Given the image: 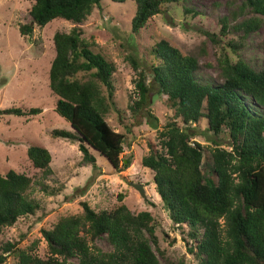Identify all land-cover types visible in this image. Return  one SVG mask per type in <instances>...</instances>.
Instances as JSON below:
<instances>
[{
	"label": "trees",
	"instance_id": "1",
	"mask_svg": "<svg viewBox=\"0 0 264 264\" xmlns=\"http://www.w3.org/2000/svg\"><path fill=\"white\" fill-rule=\"evenodd\" d=\"M30 1L28 21L19 27L22 35H30L34 25L44 27L55 19L75 24L68 32L54 33L55 56L48 71L54 111L72 131L53 129L49 134L77 142L81 163L92 165L95 171L90 147L115 170L123 161L122 166L128 165L127 156L120 159L126 135L114 131L106 121L111 109L120 112L113 101L115 66L94 51L78 24L106 1L134 5L130 22L134 36L150 18L164 14L168 4L181 5L185 13L195 11L186 7V0ZM227 8L218 24L228 50L222 47L219 54L213 52L217 69L213 79L203 82L195 76L203 65L213 66L206 56L201 64L200 55L184 53L160 38L149 51L147 68L127 55L132 68L139 70L135 81L138 99L129 109L137 116L145 108L144 116L154 127L151 94L160 96L173 110L157 130L156 144L149 143L141 165L152 171L154 189L196 264H264V65L256 68L240 57L248 36L264 26V0H233ZM206 34L213 42L215 35ZM258 44L264 48V37ZM230 53L236 55L235 60ZM247 99L258 109H251ZM4 112L31 117L41 110L10 107ZM203 119L205 131L214 136L225 133L229 146L227 150L210 139L212 162L206 173L201 169L203 146L194 140L201 135L196 124ZM26 156L35 169L49 171L51 154L44 146L30 143ZM35 182L13 169L0 173V232L41 209L28 196ZM42 189L47 192L46 187ZM80 204L79 215L61 216L51 228L41 229L49 250L47 258L6 242L0 264L8 255L17 264H163L156 253L166 264H173L158 246L152 212H134L125 204L96 211L86 201ZM100 238L111 246L109 250L89 244Z\"/></svg>",
	"mask_w": 264,
	"mask_h": 264
},
{
	"label": "rangeland",
	"instance_id": "2",
	"mask_svg": "<svg viewBox=\"0 0 264 264\" xmlns=\"http://www.w3.org/2000/svg\"><path fill=\"white\" fill-rule=\"evenodd\" d=\"M231 1L186 0V7L195 14L185 13L181 5L168 4L164 14L150 18L135 36L130 29L134 5L129 1L123 4L106 1L78 24L82 37L94 51L115 66L113 101L120 112L111 109L106 121L114 131L126 135L120 159L127 156L130 161L126 166H122L126 161L121 162V168L115 170L105 156L90 147L98 169L95 171L92 165L81 163L77 142L52 138L49 134L53 129L72 131L69 123L54 111L55 96L49 89L48 71L55 56L54 33L68 32L75 24L55 19L44 27L34 25L30 35H22L19 27L28 21L32 1L0 0V173L13 169L32 177L36 182L28 196L41 207L35 215L21 217L13 226L1 230L0 252L4 243L14 242L42 259L47 258L49 250L41 229L51 228L61 216L79 215L80 203L86 201L96 211H110L125 204L134 212H152L158 246L166 258L173 264H196L186 250L180 230L173 226L154 189L152 171L141 165L142 156L149 152V143L156 144L157 130L173 110L160 96L151 94L149 109L156 117L155 127L145 118V108L137 116L131 115L129 106L138 99L135 81L139 70L132 68L127 55H132L142 68H147L151 47L164 37L180 51L200 55L201 64L205 62L204 56L212 61L213 66L203 65L195 72L201 81H211L217 73L213 52L219 54L222 47L228 50L220 34L218 19L227 15V4ZM206 33L215 35L213 42ZM263 37L264 26L251 33L240 50V57L256 68L264 65V48L258 44ZM229 56L236 59L232 53ZM147 80H150L149 76ZM245 103L251 109H258L249 99ZM10 107H36L41 112L31 117L15 116L4 112ZM196 125L201 135L194 140L203 146L201 169L206 173L212 162L210 139L228 150V138L225 133L214 136L206 132L205 119ZM30 143H38L50 152L51 162L46 174L35 169L27 159L26 149ZM133 184L142 187L144 196ZM44 187L47 192L42 189ZM89 244H96L103 250L111 248L103 238L89 241ZM156 254L166 264V260ZM2 264H17V259L8 255Z\"/></svg>",
	"mask_w": 264,
	"mask_h": 264
},
{
	"label": "water",
	"instance_id": "3",
	"mask_svg": "<svg viewBox=\"0 0 264 264\" xmlns=\"http://www.w3.org/2000/svg\"><path fill=\"white\" fill-rule=\"evenodd\" d=\"M133 186L139 191L140 195L144 196L143 189L140 185L133 184Z\"/></svg>",
	"mask_w": 264,
	"mask_h": 264
}]
</instances>
